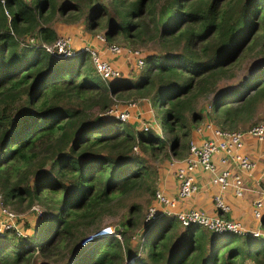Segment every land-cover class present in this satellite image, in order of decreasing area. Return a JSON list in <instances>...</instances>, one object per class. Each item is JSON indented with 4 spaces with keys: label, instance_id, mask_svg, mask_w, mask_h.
Instances as JSON below:
<instances>
[{
    "label": "trees",
    "instance_id": "1",
    "mask_svg": "<svg viewBox=\"0 0 264 264\" xmlns=\"http://www.w3.org/2000/svg\"><path fill=\"white\" fill-rule=\"evenodd\" d=\"M58 21L152 50L147 70L103 81L84 49L53 57L44 45ZM142 101L148 130L104 114ZM205 119L226 131L264 123V0H0V201L12 213L40 207L33 233L23 217L22 235L0 233V264H264V236L245 235L244 249L241 235L200 226L173 236V215L143 221L162 169ZM113 209L125 210L121 238H90Z\"/></svg>",
    "mask_w": 264,
    "mask_h": 264
},
{
    "label": "built area",
    "instance_id": "2",
    "mask_svg": "<svg viewBox=\"0 0 264 264\" xmlns=\"http://www.w3.org/2000/svg\"><path fill=\"white\" fill-rule=\"evenodd\" d=\"M96 38L104 46L103 51L90 46L82 49L89 54L101 80L108 81L121 74L120 69L115 67L104 56L105 53H108L110 58L126 54L135 59L136 66L139 69L144 66V55L140 50L108 43L104 34L97 33ZM30 41H33V38ZM44 48L58 57H69L74 54L71 39L68 36H60L53 44L44 45ZM137 108V102H130L125 105H120L116 102L104 114L114 116L122 121L133 120L131 112ZM134 120L138 121V119ZM140 125L144 130H148L150 127V124L145 123V121H141ZM196 128V132L200 134L206 129H211L212 136L203 139L199 143L192 140L188 153L183 159H172L169 161L170 165L174 167L173 173L177 185L176 195L169 197L161 189L157 188L154 192L153 204L148 207L145 223L150 224L149 221L153 222L155 215L161 212L162 215L175 216L183 228L200 226L214 232L216 235L226 233L253 237L261 235L259 231H255L253 234L239 221L226 217L230 212V205L225 200L224 194L227 190H231L234 196L242 198L249 191L246 179L252 176L256 163L245 152V146L250 139L264 145V123L253 125L245 130L226 131L218 129L210 121L206 120L204 123L201 122ZM133 151L137 153V147H134ZM198 170L208 173L210 175L209 182L218 188L213 193L212 198L219 214L209 215L194 208L175 210L180 201L186 200L200 191L201 185L196 180V171ZM158 207H161L162 210L159 211ZM32 209L39 212V206H34ZM263 213L264 190H261L259 196L252 203V214L259 221ZM0 216L3 217L2 221L6 226L5 229H15L17 218L20 217L4 207L1 201ZM247 230L252 234L246 233ZM102 231L121 238L111 226L103 228ZM17 233L19 234L18 231Z\"/></svg>",
    "mask_w": 264,
    "mask_h": 264
},
{
    "label": "crops",
    "instance_id": "3",
    "mask_svg": "<svg viewBox=\"0 0 264 264\" xmlns=\"http://www.w3.org/2000/svg\"><path fill=\"white\" fill-rule=\"evenodd\" d=\"M64 36L70 37L71 43L73 42V46V37L66 34ZM84 40H89L88 46L103 51L104 46L96 38V34H85ZM104 56L110 59V55L108 53H105ZM196 129L197 128L193 130L191 141L193 140L199 143L203 139L212 136L211 129H206L202 134L197 133ZM250 145L255 146V148L252 146V149H249ZM245 152L248 153L256 163V167L253 171L252 176L246 179L249 191L242 198L234 196L231 190L226 191V193L224 194V198L230 205V212L226 215V217L231 218L235 221H239L242 225L245 226V228H249L250 231L254 230L262 232L264 231V229H262L261 222L257 221L253 217L252 203L254 199L259 196V193L261 191L257 190L256 187L260 183H264V145L250 139L247 141V144L245 146ZM164 169L166 173L165 175H163L162 173ZM164 169H162L161 171L160 182L157 188L161 189L167 196L174 197L177 192V185L173 173L174 167L168 162ZM209 178L210 175L208 173H204L200 170L196 171V180L201 185L200 191L190 198L180 201L175 210L194 208L204 211L209 215L219 214L214 206L212 198L213 193H215L218 188L209 182ZM259 189L264 190V188Z\"/></svg>",
    "mask_w": 264,
    "mask_h": 264
},
{
    "label": "rangeland",
    "instance_id": "4",
    "mask_svg": "<svg viewBox=\"0 0 264 264\" xmlns=\"http://www.w3.org/2000/svg\"><path fill=\"white\" fill-rule=\"evenodd\" d=\"M103 2H106V0H103ZM6 15L9 17V14H8L7 11H6ZM54 27H55L56 31L59 33V37L60 36H64L65 34L66 35H70V36L73 37L74 44L72 46V49H73L74 52L89 45V40H84V36H85V34H90V33L86 32L84 30V27H83V24L81 23V21L78 22V23H74V24H64V23L58 21V22L55 23ZM98 31H99L98 32L99 34H103V30H98ZM32 38H33V41H30V39H32ZM118 40L119 41L115 42V44L120 45V46H125L127 48L129 47V46H126V44L123 41H121V37H118ZM24 42L30 45V44L36 43V39L33 36H28V37L25 38ZM72 43H71V45H72ZM45 50H46V48H45ZM140 51L143 53V55H146V53H150L152 50L151 51H145L143 49H140ZM48 53H50V52H48ZM50 54L53 57H55V58H60L57 55H54L52 53H50ZM109 60H110V62L113 63V65L115 67H119L120 68V71H121L122 74L127 75L129 73V76H132L134 79L139 77V76H141L143 74V72L145 70H147V67H148L147 65L144 64V66L139 70V68L136 66L135 59L130 57L129 55H126V54H123L120 57L110 58ZM90 65H91V58L88 55L85 58L84 67L88 68ZM90 72L93 74V76L96 79H100V77L98 76V73L96 72L95 69H91ZM253 72L254 71H252L249 75L251 76L253 74ZM160 113H161V110H159V113L156 115V121L158 122V125H160V118H161V114ZM131 114H132V119H138V123L139 124H141V121H145V123H146L147 120L150 118V115H152V113L150 114V107H149L147 101H142L140 104H138V108L136 110L132 111ZM206 120L209 121V119H205L202 122H205ZM154 127L156 128V125ZM246 144H247V142H246ZM252 146L253 145H250L249 149H252ZM253 147L255 148V146H253ZM162 173H163V175L166 174L165 173V169L162 171ZM263 185H264V183H260L256 187V189L257 190H262V189H259V188H264ZM131 201L142 203V199L141 198H137L136 200H132L131 199ZM23 204H26V199L24 200ZM151 204H153V198L151 200L150 205H148L146 207V211L143 214L144 215L143 216L144 223H145V218H146L148 207H150ZM158 208H159V211L162 210L161 207H158ZM7 209L10 211L9 208H7ZM32 211H33L32 208H29V210L27 211L28 214L23 213V211L20 212V213L16 212V211H13V212H15V214L16 213H17V215L19 214L18 216H20V218L23 217V218L29 219V221H30V223L32 225V229L29 230V231H31V233H33L34 228L36 226V222H35L36 218H35V215L32 213ZM124 212H125L124 209H122L120 211L115 210V209H113L111 211H107L104 214V216L101 218V221H100V224H101L102 228L111 226L113 229H115L117 224H119V222L121 221L122 214ZM162 216H164V215H162L161 212H158L155 215V217H154V221L159 220L160 217H162ZM2 220H3V217L0 216V233H2L4 231H9L11 229V228L5 229L6 226H5V224L3 223ZM256 220L258 221V219H256ZM260 220H259V222H260ZM151 222L152 221H149V223H151ZM15 229L19 232V234L17 233V231ZM15 229H13V230H15V232L18 235H22L21 233L23 232V228H22V225L19 222H16V228ZM247 229L249 230V228H247ZM262 229H264V228L262 227ZM248 230L246 231V233L250 234V232H249L250 230L249 231ZM251 232H253V234L255 233L254 230H252ZM188 233H189V230L187 228H183L179 223H177V228H176V230H174V235L173 236H177L178 238L179 237H185V236L188 235ZM260 233H261L260 236H264V231H262ZM249 239H250V237H247V236H240V237L236 238V240L241 241L242 246H243L244 249H247V246L249 245L248 244ZM136 241H137V239H136ZM136 241L133 240V243H135ZM183 241H184L183 238L180 240V242L178 241L177 248H176L175 251H179V250L183 251L184 250L185 245H184ZM175 243H177V242L174 239V244ZM237 259L239 260L240 257H238ZM131 262L132 261H129L127 264H130ZM244 262L246 264H255L254 262L250 261L247 258L244 259ZM239 264H241V263H239Z\"/></svg>",
    "mask_w": 264,
    "mask_h": 264
},
{
    "label": "water",
    "instance_id": "5",
    "mask_svg": "<svg viewBox=\"0 0 264 264\" xmlns=\"http://www.w3.org/2000/svg\"><path fill=\"white\" fill-rule=\"evenodd\" d=\"M101 233H104V232H103L102 230H101V231H98L96 234L92 235V237H90V238L98 237V236L103 235V234H101Z\"/></svg>",
    "mask_w": 264,
    "mask_h": 264
},
{
    "label": "bare ground",
    "instance_id": "6",
    "mask_svg": "<svg viewBox=\"0 0 264 264\" xmlns=\"http://www.w3.org/2000/svg\"><path fill=\"white\" fill-rule=\"evenodd\" d=\"M104 228H105V227H104ZM102 229H103V228H102ZM102 229H101V230H102ZM106 233H107V232L104 231V233H101V234L106 235Z\"/></svg>",
    "mask_w": 264,
    "mask_h": 264
}]
</instances>
